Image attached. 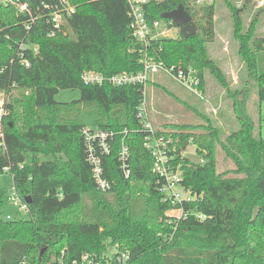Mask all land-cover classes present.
I'll return each instance as SVG.
<instances>
[{
	"label": "trees",
	"instance_id": "1",
	"mask_svg": "<svg viewBox=\"0 0 264 264\" xmlns=\"http://www.w3.org/2000/svg\"><path fill=\"white\" fill-rule=\"evenodd\" d=\"M24 1L35 10L45 0ZM69 1L76 11L54 38L43 22L27 31V15L0 5V92L29 91L20 113L12 104L4 106L0 177L12 176L8 201L11 194L19 196L28 218L0 217V264H73L86 254L105 262L124 253H130L129 264H264V138L248 112L253 92L258 103L264 101L259 18L245 28L238 9L227 2L246 76L244 86L233 89L208 51L215 41V4L205 8L203 24L184 0L149 6L151 19L180 5L187 9L196 34L155 40L150 54L167 66L192 67L204 90L206 74L212 76L231 100L239 125L224 137L207 116L202 117L206 126L170 125L171 132L168 126L165 131L155 127L158 137L170 135L177 145L171 166L179 167L181 186L194 197L175 207L162 200L153 158L144 147L146 133L136 117L143 87L84 85L81 79L85 71L110 76L142 70L126 0ZM23 43L36 44L38 51L22 50ZM67 89L78 90L79 100L58 102V93ZM83 114L97 117L96 130L114 135L106 141L108 154L94 145L111 184L107 193L94 179ZM190 145L197 147L201 162L181 156ZM218 145L232 161L231 170L218 171ZM124 147L129 178L120 161ZM175 208L187 214L177 224L167 216Z\"/></svg>",
	"mask_w": 264,
	"mask_h": 264
},
{
	"label": "built area",
	"instance_id": "2",
	"mask_svg": "<svg viewBox=\"0 0 264 264\" xmlns=\"http://www.w3.org/2000/svg\"><path fill=\"white\" fill-rule=\"evenodd\" d=\"M167 1L169 0H126L128 5L127 15L129 18L128 29L138 45L137 52H139L140 56L139 63L142 66L141 71L138 73L123 72L110 76L94 71H85L81 75V79L84 85H110L114 87L141 85L143 87V101L137 108L136 117L140 121L143 131L146 133L144 147L150 152L153 158V173L159 178V192L162 200L175 207H181L185 203H190L194 197L183 190L181 186L182 173L179 167L174 169L171 166L174 153H170L165 149L167 142L164 138L158 137L156 130L153 128L147 101V86L154 76L162 74L200 101L206 100V91L202 87L203 83L197 71L192 67H184L183 65L167 66L164 62L155 60V57L150 54L151 45L155 40L176 38L172 36L171 31L181 33V29L176 27L172 20L162 17L161 19H151L148 16L150 5L162 4ZM184 1L186 7L194 13L200 8H207L215 3V0ZM0 5L13 7L19 14L27 15L29 17L26 23L27 31H32L37 24L43 22L48 27L47 34L49 38H54L62 33L66 20L76 11V8L69 0H45L35 10L24 0H0ZM21 49H33L37 52L38 46L36 44L29 45L28 43H23ZM22 64L25 67H29L30 65L27 59H23ZM4 113L5 109L1 106L0 124L3 121ZM84 136L94 165V179L97 188L99 191L107 193L111 190V184L103 176L100 159L94 156L96 151L94 145H98V149L102 155L108 154L109 145L106 141L109 138L112 141L114 135L101 130L92 132L91 130L85 129ZM128 158V150L124 147L120 155V161L122 162V168L126 178L130 177V170L128 165H126ZM9 202L17 206L21 213L27 212V206L19 196L11 194ZM169 213L170 218L175 224L187 216L182 208H175ZM7 218L10 219L9 216ZM129 261L130 253L116 255L111 257V259H106L105 262L97 255L86 254L80 261H74L73 264H129Z\"/></svg>",
	"mask_w": 264,
	"mask_h": 264
},
{
	"label": "rangeland",
	"instance_id": "3",
	"mask_svg": "<svg viewBox=\"0 0 264 264\" xmlns=\"http://www.w3.org/2000/svg\"><path fill=\"white\" fill-rule=\"evenodd\" d=\"M238 9L239 15L244 19L245 28L248 27L251 20L257 16L259 24L257 27V35L264 36V0H215V41L208 46L210 57L218 64L227 77L233 89L244 86L245 66L238 54V42L234 38V23L232 19V11L228 8V3ZM194 19L200 24L205 22L206 9L200 8L195 13ZM172 36L178 37V31H171ZM206 88L209 91L206 100L200 101L187 91L182 89L175 82L171 81L165 75L154 76L147 86V101L149 104V114L153 123V128L164 130L168 126V132L172 131L170 125L178 126H201L208 125L203 116L209 117L214 125L225 134L233 129L238 128V123L232 111V102L227 98L222 87L209 74H206ZM28 90L11 89V91L0 92V107L6 104H12L16 110L23 111V97L28 95ZM80 92L78 90H61L56 96V100L61 103H70L79 100ZM248 112L256 123L257 133L264 138V101L258 103V96L253 92L248 102ZM82 120L87 130H96L97 117L87 114L82 115ZM4 123L0 124V131L4 129ZM133 129V127H132ZM202 130V128H199ZM164 130V131H165ZM167 145L165 149L174 153H178V147L170 135H164ZM191 163H199L202 156L197 151L195 145H190L181 153ZM218 171L226 172L233 168V163L225 157L220 146H217ZM13 186L12 176L5 173L0 177V217L6 220H21L26 213H21L20 209L10 204L8 201L9 189ZM6 197H5V195ZM3 199V200H2ZM2 201H5L2 202ZM4 203V204H3ZM170 210L169 212H171ZM167 212V216H169ZM176 213V212H174ZM173 213V214H174ZM170 217V216H169ZM111 249L110 254H114ZM26 264V263H24Z\"/></svg>",
	"mask_w": 264,
	"mask_h": 264
},
{
	"label": "water",
	"instance_id": "4",
	"mask_svg": "<svg viewBox=\"0 0 264 264\" xmlns=\"http://www.w3.org/2000/svg\"><path fill=\"white\" fill-rule=\"evenodd\" d=\"M162 18L172 20L176 27L181 29V34L184 38H189L196 34L197 29L193 25V19L191 15L186 11L183 5H180L176 10L164 13ZM45 248L41 251V255L44 253Z\"/></svg>",
	"mask_w": 264,
	"mask_h": 264
},
{
	"label": "crops",
	"instance_id": "5",
	"mask_svg": "<svg viewBox=\"0 0 264 264\" xmlns=\"http://www.w3.org/2000/svg\"><path fill=\"white\" fill-rule=\"evenodd\" d=\"M205 90H206V94H207V96H208V94H209V91L207 90V88L205 87Z\"/></svg>",
	"mask_w": 264,
	"mask_h": 264
}]
</instances>
